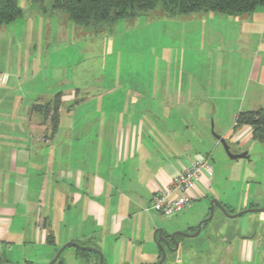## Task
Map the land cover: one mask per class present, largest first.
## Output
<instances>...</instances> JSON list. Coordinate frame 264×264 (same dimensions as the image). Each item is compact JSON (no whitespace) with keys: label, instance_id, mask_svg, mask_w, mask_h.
<instances>
[{"label":"crops","instance_id":"1","mask_svg":"<svg viewBox=\"0 0 264 264\" xmlns=\"http://www.w3.org/2000/svg\"><path fill=\"white\" fill-rule=\"evenodd\" d=\"M25 2L29 5L33 0ZM20 8L24 19L18 23L19 32L6 35L7 44L0 48V264H47L70 242L101 252L103 264H157L159 229L144 214L148 213L146 206L184 167L212 156L201 154V147L190 136H183L185 130L190 133L188 119L167 123L169 114L196 111L198 125L192 127L200 142L209 144L206 121L221 109L216 104L221 94L215 98V90L209 94L206 85L150 86L149 103L146 97L142 101L137 90L130 93L138 100L133 97L121 102L110 97L118 89L79 87L77 64H69L67 53H61L75 41L60 36L55 15L47 25L39 12L27 16ZM208 16L203 25L216 20L209 24L216 32L207 38L208 47L214 39L223 45L222 55L214 61L232 63L235 71L244 64L241 107L246 101L250 109L246 111L264 108V9L238 17ZM43 30L46 34L51 30L50 37L43 38L44 44L40 39ZM199 38L206 40L205 34ZM45 45H64V49L51 53ZM221 48L217 46L216 51ZM56 95H60V104L52 126L49 117L44 119L42 108ZM239 112H243L240 107L236 114ZM234 127L235 119L232 129L219 119L216 122L224 139L229 137L234 143L252 140L251 128ZM207 146L214 149L216 143ZM211 173L203 172L190 191L192 202L208 197ZM226 211L234 214L228 206ZM139 215L151 229H126V223ZM230 219L220 216L219 225L203 233L204 224L200 234L183 242L182 248L178 238L183 235L176 236L180 255L162 245L166 252L163 263L257 264L255 254L264 253V220L249 218L235 226ZM184 225L167 233L162 230V236L169 240L176 231L195 232L193 222ZM220 227L224 229L218 230ZM242 228L246 233L237 231ZM236 248L240 263L231 255ZM220 251L224 258L208 262L211 254ZM65 252L67 256L61 259ZM61 255L55 264H99V257L90 251L65 249Z\"/></svg>","mask_w":264,"mask_h":264},{"label":"rangeland","instance_id":"2","mask_svg":"<svg viewBox=\"0 0 264 264\" xmlns=\"http://www.w3.org/2000/svg\"><path fill=\"white\" fill-rule=\"evenodd\" d=\"M18 3L24 9V15L28 16V13L30 15L39 12L41 16H44L43 20L47 25L51 21V17L55 15V21L60 25V36L70 37L75 41L61 53H67L69 64H77L76 81H78L79 87L112 88L115 91L118 89L119 91L110 97H118L121 102L133 99V97L138 100L136 95L130 93L134 90L140 92L143 97L142 101L145 97L147 100L150 86L155 88L160 86L183 88L189 85L192 88H197L199 85H206L209 94L212 90H215L213 95L215 98L221 94L222 99H216V104L221 106V109L216 111L215 115L214 111L210 114L205 127L208 132L206 139L211 143H216L214 149L207 146L211 143H206V145L201 143L195 131V126L192 127V124L198 125L197 122H194L198 118L196 117L198 115L196 111H180V113L179 111H171L169 114L167 123H171L168 122L169 120L188 119V123H185L188 128L190 127V133H187L188 131L183 128L181 129L185 130L183 136H190L191 142L201 147V154L208 153L212 155L208 158L212 169V186L208 197L196 203L192 202L189 208L171 218L162 217L150 209V204L147 205L148 213L144 212V214L149 215V220H155L158 229L167 233L175 228L185 226V223L193 222L196 231L198 224L201 222V220L198 221L201 216L209 214L211 201H217L225 208L228 206L234 214L248 209H264V142L240 140L234 143L229 137H225L233 154L248 153V159L231 160L211 133V127H213L214 132L220 135L221 131L216 129L218 119L222 121L225 128L232 129L239 107L243 109V112L250 110L246 106V101L245 105L241 107L239 99L245 82L244 64L243 69L235 71L236 67L232 63L214 61V57L218 58L222 55L221 50H223L222 43L219 42L217 45V39L212 40L211 46L208 47L210 41L207 38L211 34L214 36L215 33L213 32H216L215 26L210 27L209 24L216 20H207L205 25L201 22H205L207 18L204 19V17L209 18L208 15L214 17H222V15L194 13L171 18L160 16L159 10H156L133 21L124 19L94 30L93 28L75 26L66 14L53 12L51 0H33V3L29 5L25 0H18ZM23 19V16H21L10 24L0 25L1 49L7 44L6 35L19 32L18 23ZM49 31L51 32V30ZM49 31L46 34V31L43 30L40 39L49 38L51 34ZM204 34L206 40L204 38L200 39L199 36ZM44 43L46 41L43 40ZM217 46L222 48L216 51ZM44 49L47 52L52 50L51 53H53L55 50L64 49V45L54 47L45 45ZM206 49L207 51H205ZM61 53L58 54V61L61 59ZM26 58L25 54H22L21 59L25 60ZM235 90L237 91L233 93ZM199 104L201 103H198L197 106ZM214 211V218L205 223L203 233L206 229L216 228L219 225L218 219L220 216L226 217L220 209H214ZM254 217H260L264 220V213H246L229 221L237 226L247 223L249 218ZM178 221H181V223ZM125 228L142 231L151 229V225L149 222L142 221L139 215V217L135 216L132 221L126 223ZM232 228L236 227L233 226ZM222 229L224 228L220 227L218 230ZM242 229L237 231L242 234L246 233L244 228ZM176 232L187 234L182 231ZM261 232L264 235V223ZM259 234L260 232H257L256 236L258 237ZM190 240L189 237L184 236L178 238L181 248L183 242ZM66 251H74V248H66ZM180 252L181 249L174 251L177 255H180ZM234 252L231 254L233 259L240 263L239 249L236 248ZM259 252L255 254V263L257 262V264L264 262V253ZM64 256H67L66 252L61 255V259ZM220 256L224 258L221 251L211 254L208 262L217 263ZM228 257L230 259L231 256Z\"/></svg>","mask_w":264,"mask_h":264},{"label":"trees","instance_id":"3","mask_svg":"<svg viewBox=\"0 0 264 264\" xmlns=\"http://www.w3.org/2000/svg\"><path fill=\"white\" fill-rule=\"evenodd\" d=\"M51 8L53 12L66 14L75 26L96 30L124 19L133 21L156 10L160 16L171 18L194 13L238 17L264 9V0H51ZM21 16L18 0H0V25L10 24ZM59 104L60 95H56L51 104L42 108L44 119L49 117L52 126L58 119ZM246 126L251 128L252 140L264 142V108L239 112L234 129Z\"/></svg>","mask_w":264,"mask_h":264},{"label":"built area","instance_id":"4","mask_svg":"<svg viewBox=\"0 0 264 264\" xmlns=\"http://www.w3.org/2000/svg\"><path fill=\"white\" fill-rule=\"evenodd\" d=\"M203 172L211 173L209 159L191 162L179 172L162 191L155 193L150 201V209L165 218H170L189 208L192 204L190 191L200 181ZM3 244L0 241V259Z\"/></svg>","mask_w":264,"mask_h":264},{"label":"water","instance_id":"5","mask_svg":"<svg viewBox=\"0 0 264 264\" xmlns=\"http://www.w3.org/2000/svg\"><path fill=\"white\" fill-rule=\"evenodd\" d=\"M211 133H212L214 139L217 140L218 143L222 146L224 152L226 153V155L228 156L229 159H231V160L248 159V153L247 152H243L241 154H233L231 152L230 146L228 145L226 140L223 137H221L220 135H217L214 132L213 127H211ZM215 206L218 209H220V211L223 212L227 218H232V219L237 218V217H239L243 214H246V213H257V212L264 213V209H248V210H245L243 212H239L237 214H229L226 211V209L224 207H222L217 201H211L209 216L205 220L201 221L198 224L197 230L193 234H183L180 232H174L169 236V240H168L162 236L163 231L161 229L158 230V237H157V240H155V243L157 244V246L160 249L161 256H160V259H159L157 264H162L165 260V257H166V252H165V249L163 248L162 245H164L168 251L173 252V251H176L178 249V244H177V241L175 240L176 236L183 235V236L189 237V238L197 237L201 232L202 226L205 223L212 220ZM170 243H172L174 245V248L171 247ZM68 247L75 248L79 251H90L99 257V264H103V255L101 252L94 250L93 248L84 247V246H81V245H79L77 243H73V242H70V243L63 245L58 250V252L54 256V258L47 264H55L57 262L58 258L60 257L61 253L63 252V250H65Z\"/></svg>","mask_w":264,"mask_h":264},{"label":"flooded vegetation","instance_id":"6","mask_svg":"<svg viewBox=\"0 0 264 264\" xmlns=\"http://www.w3.org/2000/svg\"><path fill=\"white\" fill-rule=\"evenodd\" d=\"M225 208V207H224ZM226 209V208H225Z\"/></svg>","mask_w":264,"mask_h":264}]
</instances>
